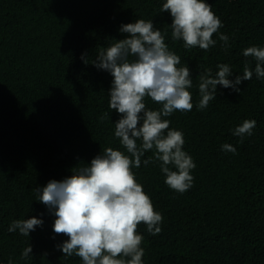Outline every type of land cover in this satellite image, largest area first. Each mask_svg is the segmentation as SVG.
Listing matches in <instances>:
<instances>
[{
	"label": "trees",
	"instance_id": "16d2710c",
	"mask_svg": "<svg viewBox=\"0 0 264 264\" xmlns=\"http://www.w3.org/2000/svg\"><path fill=\"white\" fill-rule=\"evenodd\" d=\"M165 2L0 0V264H83L57 248L68 237L54 233L55 216L34 190L72 175L108 147L126 152L114 135L120 114L109 108L113 77L93 62L127 35L119 31L122 24L137 19L152 20L180 56L178 67L190 69L193 109L165 119L183 132V150L196 165L193 186L183 193L165 183L160 161L133 168L163 216L156 235L144 223L137 227L143 264H264V79L253 74L238 85L239 93L217 85L207 108L196 107L200 72L210 68L215 75L226 63L234 79L246 62L255 68L243 50L264 47V0H205L223 23L207 51L172 39V17L161 12ZM220 33L229 37L228 46ZM145 103L161 107L150 98ZM245 119L256 127L240 143L233 130ZM225 143L236 153L222 150ZM153 155L146 152L142 161ZM33 216L43 225L29 237L8 231L14 220ZM29 244L32 254L22 259Z\"/></svg>",
	"mask_w": 264,
	"mask_h": 264
},
{
	"label": "clouds",
	"instance_id": "9594fccd",
	"mask_svg": "<svg viewBox=\"0 0 264 264\" xmlns=\"http://www.w3.org/2000/svg\"><path fill=\"white\" fill-rule=\"evenodd\" d=\"M161 12L170 13L172 39L182 40L185 48L198 46L207 51L216 45L213 34L223 23L210 3L166 0ZM119 31L127 35L102 48L93 64L113 77L108 92L109 108L120 114L114 135L126 152L108 147L86 166L73 168L72 175L62 180H49L45 186L34 190L36 200L55 216L54 233L68 237L57 248L66 258L73 255L81 258L83 264H143V236L137 232L138 225L144 223L152 235L161 232L163 216L154 210L149 195L136 181L133 168H139L142 162L146 166L160 161L165 183L180 193L189 190L194 182L191 170L196 165L183 150L184 134L170 129V121L165 119L175 111L193 109L190 69L178 67L180 56L169 50L165 34L155 28L152 20L137 19L122 24ZM219 40L228 46L227 35L220 33ZM243 55L255 59V68L251 69L246 62L243 74L235 75L234 79L230 78L233 70L226 63L217 65L215 75L210 68L199 73L198 110L207 108L216 98L217 85L239 93L238 85L251 80L253 74L257 79H264V47L249 46L243 50ZM146 98L161 107L149 109ZM255 127L254 119H245L233 130V135L240 137L243 143ZM221 148L233 154L237 151L228 143ZM151 150L154 155L142 161L145 153ZM42 225L43 220L33 216L14 220L8 231H18L29 237L31 231ZM31 254L29 244L21 258L27 259ZM8 264L13 262L9 260Z\"/></svg>",
	"mask_w": 264,
	"mask_h": 264
}]
</instances>
